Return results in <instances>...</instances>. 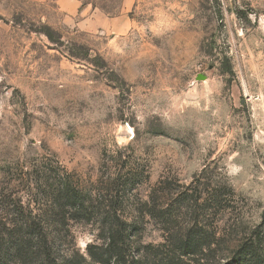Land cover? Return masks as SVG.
Instances as JSON below:
<instances>
[{"label": "rangeland", "instance_id": "rangeland-1", "mask_svg": "<svg viewBox=\"0 0 264 264\" xmlns=\"http://www.w3.org/2000/svg\"><path fill=\"white\" fill-rule=\"evenodd\" d=\"M65 175L129 221L201 176L232 190L221 229L264 233V0H0V199L34 205ZM139 223L135 250L164 243ZM97 224L52 232L61 261L91 263Z\"/></svg>", "mask_w": 264, "mask_h": 264}, {"label": "trees", "instance_id": "trees-1", "mask_svg": "<svg viewBox=\"0 0 264 264\" xmlns=\"http://www.w3.org/2000/svg\"><path fill=\"white\" fill-rule=\"evenodd\" d=\"M45 34L55 41L52 30L47 28ZM201 178L196 176L185 188L159 183L131 221L118 197H111L110 206L95 205L68 175L49 187L51 204L45 202L51 194L46 190L41 198H33L34 205L4 197L0 199L5 215L0 221V264H202L196 260L200 256L206 264L222 260V264H264L262 227L240 230L239 224L227 222L221 229L217 218L229 209L232 190L203 183ZM146 217L157 224L165 241L135 250L132 242L142 232L139 221ZM70 222L98 223L103 245L88 246L91 263L74 250L63 261V256L59 258L64 242L58 243L52 232H61Z\"/></svg>", "mask_w": 264, "mask_h": 264}]
</instances>
